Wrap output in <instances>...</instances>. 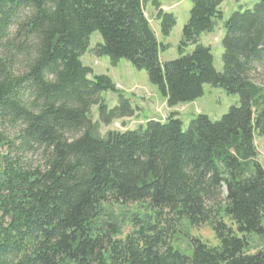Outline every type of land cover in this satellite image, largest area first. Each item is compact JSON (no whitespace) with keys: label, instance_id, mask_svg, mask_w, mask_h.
<instances>
[{"label":"trees","instance_id":"obj_1","mask_svg":"<svg viewBox=\"0 0 264 264\" xmlns=\"http://www.w3.org/2000/svg\"><path fill=\"white\" fill-rule=\"evenodd\" d=\"M224 2L191 0L178 58L162 63L145 10L164 39L176 18L157 0H0V264H264V0L225 20ZM218 23L219 73L199 43ZM86 54L145 72L168 108L204 86L239 103L186 131L172 113L102 137L136 111ZM205 225L214 245L189 235Z\"/></svg>","mask_w":264,"mask_h":264},{"label":"rangeland","instance_id":"obj_2","mask_svg":"<svg viewBox=\"0 0 264 264\" xmlns=\"http://www.w3.org/2000/svg\"><path fill=\"white\" fill-rule=\"evenodd\" d=\"M163 12L171 13L176 18V24L168 38H161L159 35L158 23L155 21V10L148 5L145 15L149 21L150 27L155 32L159 42L166 46V50L160 54L159 59L163 62L172 61L178 58V46L181 41V33L184 25L189 18L191 9V0H157ZM258 0H225L222 4L221 11L224 20L234 11L251 10ZM225 31L222 23H218L211 34L202 35L200 44L211 49L213 57V66L216 72L222 70V45L221 41ZM101 38L98 34H93L90 38V47L100 43ZM193 47H188L184 53L189 54ZM81 62L84 66L90 67L93 75L109 77L116 89L130 101L131 107L136 111L134 117L113 121L109 126L99 127V136H105L108 132H125L137 129L143 126L149 120L164 122L167 117L175 113L182 123V131H186L190 121L198 116H206L211 121H218L225 115L231 107L237 106L239 99L237 96H228L222 90L204 86L203 96L192 104L179 105L174 108H168L166 102L159 96L156 87L149 84L145 72L133 69L126 61H120L115 67H112L106 58L97 59L86 54L82 57ZM102 98L109 109L117 106L118 96L106 92ZM91 114L94 121L98 120L97 108L92 107ZM255 146L258 151L257 161L264 169V137H256ZM117 215L126 217L130 212L137 211L132 207L130 212L121 210ZM125 233L128 228L124 229ZM191 238H198L209 245H214L215 240L213 233L208 226H202L198 229L190 230ZM175 245L182 251L188 249L186 241L177 240Z\"/></svg>","mask_w":264,"mask_h":264},{"label":"crops","instance_id":"obj_3","mask_svg":"<svg viewBox=\"0 0 264 264\" xmlns=\"http://www.w3.org/2000/svg\"><path fill=\"white\" fill-rule=\"evenodd\" d=\"M222 7V6H221ZM221 9V8H220Z\"/></svg>","mask_w":264,"mask_h":264}]
</instances>
